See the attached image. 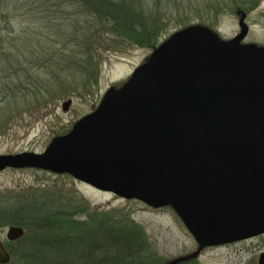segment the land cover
Returning a JSON list of instances; mask_svg holds the SVG:
<instances>
[{
	"label": "water",
	"instance_id": "water-1",
	"mask_svg": "<svg viewBox=\"0 0 264 264\" xmlns=\"http://www.w3.org/2000/svg\"><path fill=\"white\" fill-rule=\"evenodd\" d=\"M238 14L230 39L199 24L175 30L41 153L0 155V171L66 174L151 209L170 208L197 248L165 264L263 235L264 46L243 42L246 14ZM22 234L10 227L7 238ZM8 261L0 242V264Z\"/></svg>",
	"mask_w": 264,
	"mask_h": 264
},
{
	"label": "rangeland",
	"instance_id": "rangeland-1",
	"mask_svg": "<svg viewBox=\"0 0 264 264\" xmlns=\"http://www.w3.org/2000/svg\"><path fill=\"white\" fill-rule=\"evenodd\" d=\"M59 1L62 0H0V11L4 13L0 15V34L5 39L0 45L4 52L0 56V85L4 90L11 86L14 91L12 99L0 102V122L3 125L7 122L0 126V155L41 153L54 136L66 133L74 122L90 113L110 87L119 88L151 52L122 44L116 52L94 54L98 68L96 82L82 71L60 70L61 65H52L48 59L63 62L64 56L85 57L79 54L78 43H72L70 38L75 24L78 32L79 26L85 25V16L78 13L77 5L65 4L60 11ZM166 2L172 1L160 0V7L166 6ZM219 2L227 5L226 10L218 16L206 15L205 26L217 31L223 39H230L239 32L238 13L242 11L231 9L233 0ZM188 3L189 0H174L178 8L173 9L172 15L183 11ZM245 14L248 32L243 42L264 46V0ZM62 15L66 19H61ZM194 24L199 22L192 19L190 25ZM67 100L71 103L64 112L62 104ZM24 200L53 203L56 208L67 205V209L75 208L78 214L85 208V213L75 217L80 221L90 213L101 217L129 216L142 227L151 251L164 264L197 248L169 208L151 209L139 201L98 191L66 174L13 168L0 171V211L16 208ZM261 252L264 234L205 248L197 258L180 264H257Z\"/></svg>",
	"mask_w": 264,
	"mask_h": 264
},
{
	"label": "trees",
	"instance_id": "trees-1",
	"mask_svg": "<svg viewBox=\"0 0 264 264\" xmlns=\"http://www.w3.org/2000/svg\"><path fill=\"white\" fill-rule=\"evenodd\" d=\"M171 1L166 2L167 5L162 8L160 0L59 1L57 8L60 11L65 4L77 5L78 13L85 16V25L79 26L80 32L75 24L70 35L71 42L78 43L79 54L85 57L64 56L63 62L48 61L57 67L61 65L60 70L71 68L73 71H82L92 82H96L98 68L94 54L98 56L101 51L116 52L122 44L152 50L172 30L190 25L192 19L205 25L206 15L218 16L227 6L225 3L219 4L220 0H189L183 11L173 16L172 11L178 5L174 4V0ZM259 1L233 0L231 9L246 13ZM0 15H4L2 10ZM61 19L66 17L62 15ZM4 42L5 39L0 34V45ZM69 43L70 41L66 44ZM2 53L3 50H0V56ZM68 62L69 66L66 67ZM3 88L0 85V102H7L14 97V91L11 86H6V90ZM30 90L33 91V88ZM31 93L34 96L36 92ZM6 124L7 122L4 125ZM1 125L3 124L0 122ZM85 211V208L81 209L80 214ZM78 212L75 208L67 209V205L56 208L53 203L47 205L38 203L37 200L27 203L24 200L16 208L1 210L0 227L13 224L24 230L20 240L21 250L10 251L12 263L164 264L151 251V244L142 227L129 216L111 217L102 214L101 217L100 214L90 213L85 220L80 221L75 219L76 215H80ZM20 253L31 254L32 257L14 260ZM42 255L47 257L41 258Z\"/></svg>",
	"mask_w": 264,
	"mask_h": 264
},
{
	"label": "flooded vegetation",
	"instance_id": "flooded-vegetation-1",
	"mask_svg": "<svg viewBox=\"0 0 264 264\" xmlns=\"http://www.w3.org/2000/svg\"><path fill=\"white\" fill-rule=\"evenodd\" d=\"M259 46H263V45H259ZM8 169V168H7ZM10 227H18V228H21L19 226H16V225H6V226H3V227H0V242L2 244V247L4 248L5 252L9 255V261L7 264H19V263H12V255L10 254V251H18V250H21V238L23 237L24 235V230H23V234L20 238H17V239H14V240H10L7 238V231ZM4 237V238H3ZM254 238V237H253ZM252 239V238H250ZM246 240H249V239H246ZM242 241H245V240H242ZM232 244V243H231ZM227 245V244H225ZM197 246V245H196ZM262 253V252H261ZM32 257L31 254H17L14 258V260L16 261H20L22 259H25V258H30ZM43 257H47L46 255H42L41 258ZM40 258V257H39Z\"/></svg>",
	"mask_w": 264,
	"mask_h": 264
}]
</instances>
